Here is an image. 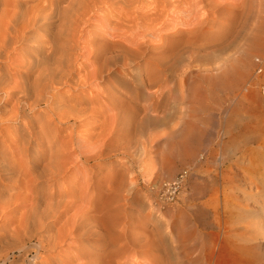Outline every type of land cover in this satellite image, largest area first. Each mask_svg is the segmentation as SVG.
<instances>
[{
  "label": "rangeland",
  "instance_id": "1",
  "mask_svg": "<svg viewBox=\"0 0 264 264\" xmlns=\"http://www.w3.org/2000/svg\"><path fill=\"white\" fill-rule=\"evenodd\" d=\"M3 1L5 3L4 2L2 3V0H0V13L2 9L5 8L4 4H6L5 9L7 8L12 9L14 7L12 5L13 4L12 2L14 0L13 1L3 0ZM34 1H29V4L27 5L25 4L24 7L30 6V4L32 3H33L32 5H35ZM103 1L104 0H102V2ZM144 1L145 3H143ZM144 1L140 0L138 4L135 1L136 3L134 4L137 7L139 6V3H141V5L144 4L145 7L144 5L143 7L145 8V10L151 8L152 10H154L155 7L161 9V7L156 6V4L159 5L163 1L164 4L166 3L170 4V5L166 4V6L168 5L166 7L167 10L166 9L164 10L165 11L164 14H166L164 15V17L167 23V27H166L167 29L164 30L167 31L172 30L171 28H173L174 26H176L177 29L178 28L184 29L187 26L188 29L189 26L191 25L197 26L196 34L195 33L190 34L189 32L188 33L185 32L182 33L184 35L180 34L181 36L179 35L178 38L175 39L178 42H173L175 40L173 41L168 40L171 43L170 44L168 42L170 46L171 45L176 47L177 46L180 47L182 45L201 46L199 53L196 52L195 54V52L193 53L192 51L186 52L183 55L182 62L177 64L178 66L175 65V67L173 66L169 70L167 74V81L163 85L164 86L163 90H165L164 94L166 93L165 94L166 97L163 98L162 101L160 102V107L157 108L158 110L155 108V109H150L147 112L148 118L146 119L147 120L149 119L147 121L148 124L147 123L143 124V121L146 120L144 119L143 111L145 107L150 104L151 98L148 97L145 99L142 97L143 95L138 98H134L132 97L131 94L134 93L137 88V89H141L147 95V93H152L156 88H153L152 86L141 87L139 85L140 84L139 78H141V75L144 78L147 77V75H144L143 69L141 70L137 68L136 62H133L129 66H122L121 62H116V64L112 66V69L113 70L116 69L115 71L118 73L117 74L118 76L117 75L109 76L110 74H107L109 72L108 70V72L104 73L103 77L102 76L100 77L99 75L97 76L98 78L94 77L88 79V81L87 80L83 81L82 84H80V86L75 85L74 87L76 88L72 86L79 79V76L80 77L82 76L83 72H84L83 73L84 76L88 72L92 71L94 67L95 69H98L100 72L101 67L100 68L98 67L100 65L102 66L101 64L102 51L100 50L102 49L101 47L102 43L107 42L109 38H113L111 36L109 37V35H106L104 37L105 38L104 40L106 41H104L102 39V32L114 33L113 30L115 24L117 20L119 21V18L116 17L124 15L126 12L131 13L138 11L137 8H135L136 6H134L133 4V7H131L132 9L123 6L124 9L128 10L124 12L125 10H123L121 3L118 4L116 3V6H114L115 4L111 5L110 3L111 1H108L109 3L103 2L101 3L102 5L100 4L101 6L99 7L97 6L95 9L96 11L94 10L95 14L93 12L92 14L94 15L93 16L90 15L92 17L90 22L86 23L88 25L85 24L82 27V29L81 28L78 29L79 31L80 30L83 31V32L80 31L81 33L78 31L77 32L79 33L78 36L79 35H81V37L84 36V39L85 38L87 39V37L89 39L94 37L95 40L98 41L96 42L95 40L92 39L93 40L92 46L91 44H88L87 49L86 47L84 48L78 47L79 52L77 48V51L73 53L75 56L71 55L73 59L70 58L71 57L70 55H69L70 57L65 55L64 56L65 58L59 57V59L61 60L60 62L56 58H58L57 56L61 55V53H59L61 52V50L57 51L59 55L56 52L54 53L51 52L50 50L51 49L50 45H52L54 39L53 34L55 33L56 30H57L56 32H58L59 30L58 27V22L60 21L59 17L57 18L58 22H56L57 26L55 24L50 32L45 31L46 28L42 25V23L38 24L39 26L36 25L30 27L27 29V35L28 36L31 35L32 32V35H34V37L31 38L32 41L30 39L24 40L25 42L21 40V42H16L17 44L15 43L14 45L15 50L14 49L10 50L9 53L3 52L0 55V57H2L0 58L2 59V61L0 60L1 62L0 64L2 65L4 64V65L2 66L3 68L0 67V74H3L5 69L7 70L9 69L8 71L10 72L16 71L15 72L16 74L14 72H11L14 75L11 74L12 76L10 81H12V83L9 82L7 84L8 86L6 85V82L2 84L5 85L6 87L1 86V84L0 86L3 87V89L5 88L4 90L6 92L12 93L13 91L14 93L16 92V94H13V99L10 98L9 101L10 106L9 104L5 106V102L8 101L7 94L5 95L4 90L2 91L0 90V111L9 108L11 109L13 104H15L14 101L16 102L15 99L22 95V91L20 92V90L17 89L20 85H22L21 84L22 82L23 85H25L27 82L29 83V85L30 83L32 84V81L34 79L35 80L37 79V77H35V75L37 74L38 77L41 76L40 81L42 78L44 79V81H46L45 79H48L49 72H50L49 78L53 77L52 74L55 75V72L51 73L53 72L50 71L51 69L54 70L53 68H55L56 65L57 66H59L58 64L65 65L69 63V59L72 60L69 63L71 65L68 66H70L71 72L75 73V76L74 78H72V80H70L68 84L61 85V87L60 85L58 86L59 89L57 90L60 92L59 95L57 90L52 91L53 89L51 87H48L44 90L45 92H43L44 94L42 98L41 97L42 92L41 94L39 93L40 92L39 88L41 87L43 88V84L45 82L41 84L42 86L40 87L41 82L36 83L35 81H33L36 84L33 83L32 85L35 84L37 90L39 89L38 90L39 92L35 91L36 92L35 93L33 87L31 86L32 87L31 89V87L29 86V88L31 89L30 91V89L28 88L29 96L27 95L26 96L27 99L21 102L23 105L22 106L23 112L27 116L29 115L28 119L31 118L30 120H32L38 115L36 114L34 117L33 112L31 111V109L28 108V101H32V99L34 101L35 97L36 100L38 97L39 98L41 97L42 100L40 98L38 99L39 101L45 100L46 104L44 101L43 102L37 101L38 106L36 107L35 110H33L35 112H38V110L39 112L41 111L43 112L45 110L41 114V116H38L39 119L36 118V120L38 119L36 121V125H38L39 123H40L39 125H41V123L47 119L46 117L45 119L43 117L45 115L48 116L47 114H45V112L47 110V106L53 100V97L51 95L55 92L57 93L56 96L58 97V100L57 98L55 100L56 102L58 101L57 102L58 104L62 103L61 105L63 106H67L66 104H68L67 107L76 105V109L78 108L77 110H81V111L88 110L87 108L83 110L84 107H87L88 105L89 106L88 108L91 109V112L89 110L90 113L88 112L85 115L86 117L87 115L90 116V119L86 121H81L83 118L77 119V116L75 115H73V117L75 118H70V121L68 122L67 120H64L65 118L59 119L57 116L56 118L54 115H53L54 118L53 116H51L55 122L53 121L52 125L50 124V127H53L54 130L56 129L55 131H57L58 129L57 133H59V138L61 139V142L73 130L77 134L79 132L84 133V130L90 129L89 133L86 135L87 137L86 140L91 146H93L94 144V147L96 146L95 148L98 147L97 150L100 149V151H95L94 147L93 148L91 147L93 150L91 148H88V150L87 148H84L82 150L86 152V155L91 157L92 156L94 157L95 153L97 154L96 156H98L100 153H101L100 155H102L101 157H99L100 159L98 157L96 158V156L94 158L90 157L91 159L90 158L83 159L82 163L80 162L81 165L83 164L82 166L80 165V163H78L79 165L76 164L75 166H70V170H69L70 172L68 171L67 173L68 175L65 174L58 178L59 182L57 181L56 183L57 184L56 188L58 190L56 189L54 191L65 192L66 190H70L72 188L75 191H73L72 189L70 191H73L74 194L73 196L68 197V199L75 200L78 198L77 200H81V197L85 195L84 198L86 201L88 200L87 202H89L90 200L92 202L95 201L94 208L88 210V213L90 211L89 215L101 216L102 219L100 221V227H102V230L105 231L104 232L105 235H109L116 242H119L124 238H125L124 241L128 239L132 240L136 238L140 240L141 243L137 245L134 244L131 245L129 242L126 245V249L122 252V255L126 254L130 258H135V260L142 262L143 264L144 263L151 264V262L163 263V261L165 264H208L205 255L206 248H208V245L210 244L213 237L216 236L219 232V229L217 228V223L220 217L225 215L224 212L227 209L228 203L235 201H239L242 203L249 202L252 207L253 206L256 207L257 205V203L254 202V200H258L260 204L263 203V201L259 199V197H254L252 200H247V199L250 196L249 195L250 192H257L259 188L264 189V95L261 91L262 85L261 84L259 85L258 83V78H257L258 74L255 71V62H254V57L256 55L264 54V0H183V1L180 0L181 4L178 3L179 2L178 0H171V1L167 0V2L166 0L163 1L155 0V2H153L154 0H150V2L149 0H144ZM35 2L37 4V1ZM61 2L59 1L58 3H56L59 4L57 5L58 8L55 6L57 10H60L61 7L65 6L67 1L62 0ZM147 2L148 5L150 6L146 4ZM64 3L65 5H63ZM174 5L175 7H173ZM117 6H119L120 8ZM176 6L177 8L180 7L178 9V12L180 11L179 14L177 12ZM112 7L115 8L113 9ZM172 7L174 10L172 9ZM10 9L9 11H12ZM115 9H117L116 13L113 14ZM171 9L174 12L176 11L175 13L178 15L173 13ZM185 9L188 10L185 11ZM170 10L173 14L172 13L170 14ZM111 14L112 17L109 18ZM174 14L176 16L175 18H174ZM113 15L115 16V18ZM95 16L98 17L96 18ZM180 16L182 17V20ZM171 18L173 19V22L171 21L172 20ZM104 20L105 21L109 20V24L104 23ZM175 21H177L178 23L177 22L175 23ZM171 23L174 25H172ZM103 25L109 26V27L107 26L108 28L106 32L104 30L102 31ZM35 28L38 29V31L35 30ZM83 28H85L86 30H84ZM97 28H99L101 31L96 32V30H99ZM53 29L54 31H52ZM84 32L86 33V35ZM95 32L97 33V37ZM98 32H100V34ZM68 33L70 34V32ZM68 35L65 36L56 35V36L60 38V36L67 37ZM88 35H90V37ZM46 36L47 38L51 37L50 40L51 42L48 41L50 38L48 40H45L47 39ZM57 37L55 38L56 40ZM114 37L119 38L117 34H115ZM154 37L155 38H152V41L157 40L159 34L155 35ZM67 38H69V36ZM84 39L82 38L83 41ZM101 39L103 40V42ZM29 41L32 42L33 44L30 43ZM25 43L27 47L24 46ZM99 43L101 44V46ZM29 44L30 46L31 45L32 46L30 47ZM93 44H94V48L96 47V49L100 47L97 49L98 51L100 50L99 52L97 50L95 52V49L93 48ZM43 45H45L46 47ZM19 46L21 48L22 47L25 48L21 49ZM46 48L47 50H45ZM90 48L91 50H89ZM23 49L25 50V52H23L24 51ZM42 49H44L45 51ZM104 49L107 52H110V50L113 49V46L104 45ZM85 50L91 51L92 54L91 52L89 54V51L88 54L87 51L86 53H84ZM28 51L31 52L32 55L34 53L33 57L36 58L37 60L36 62ZM43 51L45 52V54L43 53ZM4 53L5 55H3ZM26 53L27 56L25 57ZM46 54H49L50 56ZM87 55L90 56L88 57ZM3 56L6 59L8 58L9 61L8 59L6 60L5 58H3ZM12 56H14L15 58H13ZM19 57L22 59L27 58L30 61H32L33 59V61L36 63L35 66L39 65V67L43 69L45 73L41 72L38 66H36L35 69H33V71L28 69L23 70V68H18L17 64L14 63L21 62V59H18ZM90 57L92 61L89 59ZM95 58H97L96 60L98 62L100 61L101 63L99 62V64H97L98 62L95 60ZM53 59H55L54 62ZM40 60H44V62L47 64H45L43 61H41L42 63L38 62ZM49 61L50 63H48ZM72 62L75 63L73 64ZM91 62L92 63L94 62L95 64L93 65L96 66H93ZM51 64L54 66L53 68H51L52 66ZM77 64H79L80 66ZM85 64H88L89 66L91 64L92 69L90 70L91 67ZM8 65L10 66V68L8 67ZM45 65H48L47 67L48 71H45L46 68ZM42 66H44L45 68L44 67L42 68ZM84 66L87 68H85ZM75 67L77 69L79 67H83V69L79 73V71H77ZM156 67H157L156 64L151 62L149 64L148 71L152 72L153 70L156 69ZM8 71L5 70L4 74H6ZM34 71H38V72L36 73ZM39 72L43 74L39 75ZM46 72H48V76ZM77 73L81 75L78 74L79 75L78 76ZM100 73L102 74V70ZM44 74L47 76V78L46 76L42 77ZM77 76L78 79H76ZM13 80L18 82L16 83ZM137 80L139 81V83H137ZM72 81H74L75 83L73 82L72 84ZM91 81L94 83H92ZM84 82L87 84L84 85L83 84ZM28 83L26 85H28ZM109 83L115 86L113 88L108 87ZM132 83L135 84V88L133 87L134 84ZM15 84L18 87L14 86ZM68 85L73 89H71ZM126 85H128V88ZM64 86H67L68 89L67 87L65 89ZM9 87H11V89ZM60 89L62 92L60 91ZM83 91L84 92L86 91L85 92L86 94L84 93L85 95L83 94ZM65 92L67 95L65 94ZM102 93L105 94V98L106 97L109 98L112 96L114 97L116 94H119L121 95V98L119 100L121 101L120 103H122V105L124 104V106L130 105L129 109H125L126 113L120 117L119 124L114 125L109 120L108 122H106L105 124L106 126L105 125L104 126L106 128L108 127V129H110L113 133H110L109 135L108 133H106L104 136L106 135L108 136L105 138L100 137L101 136L100 133H102L100 130H102L104 127L101 126L103 121L102 116H100L101 117L100 119V117L97 116L96 113L93 112L94 114H92V109H95L94 107L98 106L96 109L99 108L98 109L99 111L105 109V106H102V100H103ZM1 96H3V98L5 99H2ZM48 96L50 97L51 100L48 98ZM93 96L95 97L93 98ZM60 98L62 101L61 103H60ZM84 98L88 102H86ZM99 98L102 100H100ZM46 99L48 101H46ZM91 101L94 103H92ZM96 103L99 104L97 105ZM39 106L42 108H40ZM73 106L72 108L74 109ZM79 106L80 107L82 106L81 107L82 109H79L80 108ZM59 109L61 108L58 106L56 110L58 111L57 113L66 114V112H63L64 111L63 109H61L60 111ZM9 110H5L4 113H7ZM24 110L25 111L27 110L29 114ZM132 111L134 113L136 112L138 116L136 113L134 114ZM72 112H77V111H72ZM72 112H70L71 114L67 112V115L74 114ZM112 112L113 111H111L110 113ZM91 114L95 115L96 118L92 117ZM130 115L132 117H130ZM139 115L140 116L143 115V116H141L140 118ZM57 118H58L57 121L58 123L56 122ZM128 118H133V119L129 120ZM139 119L141 120L142 124L139 121ZM4 120L5 121H3V125L0 126L1 129L4 131V132L1 131V133L2 132L4 133V134L2 133L4 136L3 135L1 136L3 139L6 140L7 138L8 140H11L12 138H15V136H19L22 133L21 131H23L22 129L24 128V124H23L24 122L17 120H12V121H6V119ZM132 120H135L138 126L141 124L139 128L136 125V123ZM96 122L98 123V125ZM109 122L112 124H110ZM73 124L76 125L73 126ZM88 124H90L91 126L89 127ZM108 124L110 125V127ZM5 125L6 126L9 125L8 126L9 128L7 127L4 128ZM57 126L59 127L57 128ZM127 126L129 127L127 128ZM142 126L144 127V129H142L143 131L140 132L141 128H143ZM94 128H96V130L91 131ZM115 130L119 135H117ZM93 132L96 133L94 134L95 136L93 135ZM61 134L64 136V138ZM100 138H102L101 143L98 142ZM93 140H96L95 142L98 144L94 143ZM100 145H102V147H100ZM72 148H76L75 155L80 154V152L78 151V145L77 146L75 145L74 147L72 146ZM91 150L93 151L94 154L92 153ZM32 155L33 154L25 156L21 161L19 155L16 157L17 166L14 167L15 169L13 172L15 176L19 175V172L21 170L20 168L22 166L21 172L23 171V173L26 176L24 175L20 180H22L24 184L23 183L21 184L22 181H19L16 184V182L13 180L11 181L5 179L7 185L8 186L10 185L9 186L10 188L12 186L13 190L9 188V190L7 191L8 193H5L4 191L5 193L4 194L2 192V196L4 195L5 196L4 200H6L10 198L12 195V198L10 199L11 200L10 205L11 204L13 205L12 206L6 205V209L0 207V212L1 210H3V212L0 213V217H1L0 227L4 228L5 226H7L6 228H4L5 229L3 230L4 232L10 226L11 227L8 230H12V228L15 230V228H17L16 230L18 231L19 229V232L21 230L22 231L26 230V232H21L20 234L16 233L17 231L14 232L15 233L14 239L16 241L13 240L14 243L12 245L8 244L10 243L9 238L7 240V238L3 237L5 238L3 239L1 236L2 239L0 238V242L2 243L0 244V248H1L0 264H32V260L34 259L32 257L38 254L35 245L38 243L40 238L43 237V239H45L48 238L50 235L53 236L55 234H58L59 236V231L64 223V220H51L50 218H48L43 222L44 223L50 222V227L40 228V225H38L39 228L38 226H36V229L32 227L29 228V226L25 228V226H27L26 225L27 223H25L24 226V222L26 218L24 215L22 216V214H25V212L30 207L31 204L30 202H32V199L35 197L36 192L40 188H41L40 190L46 192L49 188L47 186L48 184H46L47 182H45L46 180L43 178L35 181L36 185L34 183H31L33 177L34 176L36 177L37 173L41 170V165L47 162V160L45 159L46 157L42 158L40 160L39 165L37 164V166L33 168L35 170L32 171L35 172L31 171V173L33 174L35 173L34 175H32L30 172L28 173V169L30 165L28 161L34 157ZM23 167L25 170L27 169V171L23 170ZM76 167L78 170H76ZM82 167L85 170L81 171ZM84 172L86 173V175ZM78 173L80 174V176ZM84 176H87L88 179L92 182L86 180L85 182L82 181L87 178V177L83 178ZM74 182H78V183H74ZM83 182L85 185L83 184ZM86 182L87 183L90 182L92 185L90 183H89L90 185H87ZM175 182L178 183L174 184ZM79 183L81 185L83 184L84 186L87 185L90 187L86 188L84 186H81ZM30 184L33 185L31 186ZM42 184L43 185L46 184L45 185L46 188L45 186L43 188ZM166 184L172 186V190L170 193L174 197L172 200L168 199V197L164 196L163 194L162 187H164V185ZM28 185L31 187V189L30 187L28 188ZM37 185L39 187H37ZM34 186L35 188L33 190L32 188ZM92 186H94L93 189ZM79 187L82 188L84 187V188L82 190V188ZM35 189L37 191H35ZM84 189H86V191L88 190L89 194ZM81 190L83 191L82 194H81ZM9 191H13L12 192L13 194L15 192L16 194L14 195L15 197L11 193L10 196H7L9 195ZM78 196H80V198ZM15 198L17 199V201H15L16 200ZM122 198L124 199V201H122L123 200ZM12 201L14 203H12ZM18 201H20L21 203ZM85 204L86 203H84L83 205ZM3 206L5 207V205ZM261 206L264 207V205ZM77 207H73V209H71L68 215L70 216L71 214H73L76 211ZM259 219L261 220L260 226L263 228L264 231V216H260ZM3 222L4 223L6 222L5 225ZM7 223L8 225L10 224L11 225L8 227ZM23 226L24 228H22ZM3 231H0L1 232L0 235L3 233ZM82 233L83 230L81 229L78 232H76V234L73 235L72 239L68 238L63 243H57L58 246H56V249L55 248L51 249L50 247L45 246V248L47 249L44 248L45 250L43 249L40 255L41 257H43V259H38L36 264H70L71 261H75V260L76 261L72 264H79V263L86 264L87 262L88 264H96L97 262H98L97 264H109L107 263L110 255L108 253L109 249L106 248L102 244V241H99L96 236H90L86 238L82 236ZM29 234H31V236ZM26 236H30V237H26ZM16 237L18 239H16ZM59 240L60 239L57 238L56 241ZM207 241L209 243H205ZM20 243L22 245L23 244L26 245V248L24 250L17 249L18 246L20 247L21 245ZM7 252L9 253L8 257L6 256ZM252 263L264 264V244H261L260 246L255 247L253 249Z\"/></svg>",
  "mask_w": 264,
  "mask_h": 264
},
{
  "label": "bare ground",
  "instance_id": "2",
  "mask_svg": "<svg viewBox=\"0 0 264 264\" xmlns=\"http://www.w3.org/2000/svg\"><path fill=\"white\" fill-rule=\"evenodd\" d=\"M5 1H7V0H5ZM9 1V0H8ZM11 1H13V0H11ZM29 1H34V0H14L12 3V5L14 6L12 9H10V8H7V9H5L6 8V4H4V6H5V8H1L2 9V11H1V13H0V30L2 31H0V36L2 37H0L1 38V40H0V55L3 53V52H6V53H9V51L10 50H13L15 47H14V45H15V43L16 42H21V40H28V39H30L31 40V38H33L34 37V35H32V32H31V35H27V29L28 28H30V27H33V26H36V25H38V24H41L42 23V25L46 28V30L45 31H47V32H50L51 31V29H52V27L56 24V26H57V23L56 22H58V20H57V18L59 17V19H60V21L58 22V27H59V30H58V32H56L55 31V33L53 34V43H52V45H50L51 46V52H56L57 53V51H60L61 50V52H59V53H61V55H59L58 53V55L59 56H57L58 58H56L58 61H60L61 62V60L59 59V57H64L65 55L66 56H71V55H74L73 53L74 52H76L77 51V48L78 47H82V48H84V47H86V49H87V46H88V44H91V46H92V43H93V40H95V38L93 37V38H88L87 36H85V37H87V39L85 40L84 39V36L83 37H81V35H79L78 36V34L79 33H77L79 30V28H81L82 29V27L87 23V22H90V20H91V16H93L94 14H95V12H94V10L96 9V7L98 6H101L102 4L101 3H103V2H108V1H111L110 3H111V5H114V6H116V3L118 4V3H121L122 5V7L124 6V7H126V8H130V9H132L131 7H133V4L134 3H136L137 2V4H138V2H140V0H104L103 2H102V0H66L67 2H66V5H65V3L63 4V5H65V6H63V7H61V9L60 10H57L56 9V7H57V5H59V4H56V3H58L59 1L61 2L62 0H35V1H37V4H36V2L34 1V3H35V5H32V4H30V6H25L24 7V5L26 4H29ZM58 1V2H57ZM136 1V2H135ZM144 1V0H143ZM160 1V0H159ZM161 1H163V0H161ZM169 1H171V0H169ZM168 1V2H169ZM179 2L178 3H180V0H178ZM181 1H183V0H181ZM4 1L2 0V3H3ZM64 2V1H63ZM149 2H150V0H149ZM153 2H155V0L153 1ZM152 2V3H153ZM166 2H167V0H166ZM165 2V3H166ZM199 2V1H198ZM5 3V2H4ZM8 3H10V2H8ZM62 3V2H61ZM109 3V2H108ZM143 3H145V1L143 2ZM142 3V4H143ZM157 3V2H156ZM159 3V2H158ZM171 3V2H170ZM178 3H176V4H178ZM101 4V5H100ZM107 4V3H106ZM147 5H148V2L146 3ZM151 4V3H150ZM166 4H168V5H170L169 3H166ZM166 4H164V1L162 2V3H160L159 5L158 4H156V6H160L161 7V9H158V8H154V10H152V8L151 9H148V10H145V5H144V7H143V5H141V3H139V6L137 7L135 4H134V6H136L135 8H137V10L138 11H135V12H126V10L127 9H124V7H123V10H125L124 12H126L124 15H121V16H119V17H116V18H119V21L117 20V22H116V24H115V27H114V33H111V32H106V30H107V28L109 27L108 25H103V29H102V31L104 30L106 33H104V32H102V39L104 40L105 38V36L106 35H109V37L111 36V37H113V38H109V40H107V42H105V43H102V46H101V44H100V46L102 47V49H100L102 52V66L100 65L98 68H100V72H101V70H102V74L99 72V70L98 69H95V67H94V69L92 70V71H90V72H88L87 74H85L84 76H83V73H82V76L80 77L79 75H81V74H79L80 73V71L83 69V67H79L78 69L76 68V70L77 71H79V73H77V75L79 76V79H78V76H77V78L76 79H78L77 81H76V83L74 82V81H72V84H73V82L75 83L74 85H72L73 87L76 85H79L80 86V84H82V82L83 81H85V80H87L88 81V79H91V78H96L97 76H99L100 75V77L102 76H104V73H106V72H108V70H109V72L107 73V74H110L109 76H111V75H117L118 73L115 71V70H113L112 69V66H114L115 64H116V62H121V64H122V66H129L130 64H132L133 62H136L137 63V68L138 69H143L144 70V75H147V77H142V75H141V78H139V81H140V86L141 87H146V86H152L153 88H156L152 93H147V95H146V93H144L141 89H137L136 88V90H135V92L134 93H132L131 95H132V97H134V98H138V97H140V96H142L143 98H148V97H150L151 98V102H150V104L148 105V106H146L145 107V109H144V119H146V118H148V111L150 110V109H157L158 107H160V102L162 101V99L163 98H165L166 97V93L164 94V91L165 90H163V88H164V83L167 81V74H168V72H169V70L174 66L175 67V65H177V64H179L180 62H182V59H183V55L186 53V52H195V54H196V52L197 53H199V51H200V49H201V46H189V45H185V46H180V47H176V46H173V45H169L168 44V42L170 43V41H168V40H175V39H177L178 38V36L180 35V34H182V33H185V32H189L190 34L191 33H195L196 34V32H197V26L196 25H191V26H189V28L187 29V27L186 28H184V29H186V30H184L183 28L181 29V28H178L177 29V27L176 26H174L173 28H171L172 30H164V29H167L166 27H167V23H166V19H165V17H164V15H166V14H164V10L166 9V7L168 6H166ZM173 4V3H172ZM175 4V3H174ZM181 4V3H180ZM198 4V3H197ZM2 5V4H1ZM12 5H11V7H12ZM108 5V4H107ZM56 6V7H55ZM106 6V5H105ZM120 6V5H119ZM119 6H117V7H119ZM120 6V7H121ZM148 6H150V5H148ZM152 6V5H151ZM179 6V5H178ZM181 6V5H180ZM3 7V6H2ZM119 7V8H120ZM153 7V6H152ZM173 7H175V5L173 6ZM173 7H172V9H173ZM193 7V6H192ZM58 8V7H57ZM107 8H108V6H107ZM110 8V7H109ZM113 9L115 8V7H112ZM143 8H144V10H143ZM169 8V7H168ZM176 8H177V6H176ZM176 8H175V10H176ZM180 8V7H179ZM179 8H177V12H178V9ZM194 8V7H193ZM196 8V7H195ZM9 9L10 10H12V11H9ZM122 9V8H121ZM170 9V8H169ZM168 9V10H169ZM171 9V10H172ZM191 9V8H190ZM101 10V9H100ZM116 10L117 9H115V11L113 12V14H115L116 13ZM167 10V9H166ZM171 10H170V14L172 13L171 12ZM174 10V9H173ZM172 10V11H173ZM186 10H188V9H185V11ZM194 10V9H193ZM96 11V10H95ZM128 11V10H127ZM130 11V10H129ZM192 11V10H191ZM94 12V14H92ZM112 12V11H111ZM110 12V13H111ZM118 12V11H117ZM123 12V11H122ZM176 12V11H175ZM174 11H173V13H175ZM183 12V11H182ZM189 12V11H188ZM119 13V12H118ZM121 13V12H120ZM172 13V14H173ZM180 13V11L178 12V14ZM168 14V13H167ZM176 14V13H175ZM175 14H174V18L176 17L175 16ZM178 14H176V15H178ZM91 15V16H90ZM97 15V14H96ZM169 15V14H168ZM197 15V14H196ZM114 16V15H113ZM118 16V15H117ZM173 16V15H172ZM171 16V17H172ZM96 17V16H95ZM98 17V16H97ZM96 17V18H97ZM103 17V16H102ZM112 17V14H111V16H109V18H111ZM179 17V16H178ZM181 17V16H180ZM189 17V16H188ZM197 17V16H196ZM107 18H108V16H107ZM114 18H115V16H114ZM168 19H169V17H168ZM172 19V18H171ZM177 19V18H176ZM194 19V18H193ZM180 20V19H179ZM181 20H182V17H181ZM189 20V19H188ZM187 20V21H188ZM203 20V19H202ZM208 20V19H207ZM93 21H95V20H93ZM115 21V20H114ZM168 21V20H167ZM172 22H173V19L171 20ZM186 21V20H185ZM103 22V21H102ZM177 21H175V23H176ZM193 22H194V20H193ZM95 23V22H94ZM93 23V24H94ZM98 23V22H97ZM104 23H108L109 24V20H107V21H105L104 20ZM112 23V22H111ZM168 23H170V22H168ZM178 23V22H177ZM185 23H187V22H185ZM205 23V22H204ZM209 23V22H208ZM207 23V24H208ZM91 24V23H90ZM172 24V23H171ZM181 24V23H180ZM194 24V23H193ZM86 25H88V24H86ZM96 25V24H95ZM172 25H174V24H172ZM176 25V24H175ZM177 25H179V24H177ZM185 25V24H184ZM199 25V24H198ZM39 26V25H38ZM100 26H101V23H100ZM99 26V27H100ZM108 26V27H107ZM172 27V26H171ZM180 27V26H179ZM183 27V26H182ZM37 28V27H36ZM35 28V30H37L38 31V29H36ZM95 28H96V26H95ZM40 29V28H39ZM84 30H86L85 28H83ZM97 29H99V28H97ZM175 29V30H174ZM30 30H32V29H30ZM95 30V29H94ZM108 30H110V29H108ZM111 30V31H112ZM41 31V30H40ZM44 31V32H45ZM52 31H54V29L52 30ZM81 32H83L82 30H80ZM79 31V32H80ZM92 31V30H91ZM97 31H101L100 29L99 30H96V32ZM112 31V32H113ZM28 32H29V30H28ZM68 32H70V34L68 33ZM80 32V33H81ZM86 32V31H85ZM84 32V33H85ZM95 32V33H96ZM39 33V32H38ZM87 33V32H86ZM86 33H85V35H86ZM94 33V32H93ZM99 34H100V32H98ZM44 34V33H43ZM69 34V35H68ZM91 34V33H90ZM115 34H117L118 35V37L119 38H115L114 36H115ZM157 34H159V37H158V39L157 40H154V41H152V38H155L154 36L155 35H157ZM3 35V36H2ZM59 36V35H68L69 36V38H67V37H62V36H60V38H58L57 36ZM182 35H184V34H182ZM36 36V35H35ZM45 36V35H44ZM89 37H90V35H88ZM99 36V35H98ZM181 36V35H180ZM57 37V40L55 39ZM96 37H97V33H96ZM45 38V37H44ZM46 38H47V36H46ZM50 38V39H49ZM49 38H47V39H45V40H48V41H50L51 40V37H49ZM82 38L84 39V41L82 40ZM196 38V37H195ZM39 39V38H38ZM37 39V40H38ZM89 39V40H88ZM93 39V40H92ZM98 39V38H97ZM101 39V40H102ZM103 40H102V42H103ZM32 41V40H31ZM42 41H43V39H42ZM96 41V40H95ZM98 41V40H97ZM96 41V42H97ZM104 41H106V40H104ZM25 42V41H24ZM23 42V43H24ZM30 42V41H29ZM47 42V41H46ZM51 42V41H50ZM99 42H100V39H99ZM156 42V43H155ZM173 42H178V41H173ZM30 43H32V42H30ZM39 43H40V41H39ZM43 43V42H42ZM44 43H45V41H44ZM17 44V43H16ZM19 44V43H18ZM33 44V43H32ZM37 44H38V41H37ZM46 44H48V43H46ZM49 44H51V43H49ZM171 44V43H170ZM20 45V44H19ZM96 45V44H95ZM104 45H111V46H113V49L112 50H110V52H107L105 49H104ZM181 45V44H180ZM24 46H26L27 47V45H26V43H25V45ZM29 46H30V44H29ZM32 46V45H31ZM30 46V47H31ZM36 46V45H35ZM43 46H45V45H43ZM99 46V45H98ZM173 46V47H172ZM20 47V46H19ZM29 47V48H30ZM46 47V46H45ZM44 47V48H45ZM89 47H90V45H89ZM21 48V47H20ZM22 48H25V47H22ZM21 48V49H22ZM39 48V47H38ZM37 48V49H38ZM93 48H94V44H93ZM98 48H100V47H98ZM97 48V49H98ZM109 48V47H108ZM95 49V52H96V47L94 48ZM111 49V48H110ZM15 50V49H14ZM24 50V49H23ZM27 50H28V48H27ZM33 50H34V47H33ZM42 50H44V49H42ZM45 50H47V48L45 49ZM44 50V51H45ZM50 50H48V51H50ZM89 50H91V48L89 49ZM88 50V51H89ZM99 50V51H100ZM40 51V50H39ZM43 51V53L45 54V52ZM86 51L87 50H85V52L84 53H86ZM88 51H87V54H88ZM92 51H94V50H92ZM98 51V50H97ZM98 51V52H99ZM106 51V52H105ZM12 52V51H11ZM18 52V51H17ZM23 52H25V50L23 51ZM29 52V51H28ZM27 52V53H28ZM38 52V51H37ZM78 52H79V48H78ZM77 52V53H78ZM90 52L91 51H89V54H90ZM27 53H26V55H25V57L27 56ZM30 54H31V52H29ZM28 53V54H29ZM36 53V52H35ZM47 53V52H46ZM94 53V52H93ZM10 54H12V53H10ZM24 54V53H23ZM23 54H21V55H23ZM39 54V53H38ZM41 54V53H40ZM50 54V53H49ZM49 54H46V55H48V56H50ZM79 54V53H78ZM91 54H92V52H91ZM192 54V53H191ZM3 55H5V53L3 54ZM17 55V54H16ZM16 55H15V57H16ZM18 55H20V54H18ZM32 55V54H31ZM33 55H34V53H33ZM33 55H32V58H34L33 57ZM77 55V54H76ZM94 55V54H93ZM101 55V54H100ZM99 55V56H100ZM10 56V55H9ZM45 56V55H44ZM54 56V55H53ZM52 56V57H53ZM69 56V57H70ZM75 56V55H74ZM78 56V55H77ZM82 56H83V53H82ZM86 56V55H85ZM88 57L90 56V55H87ZM192 56V55H191ZM6 57H7V54H6ZM13 58H15L14 56H12ZM21 57V56H20ZM18 58V59H21V62H19V63H14V64H17V67L18 68H23V70L24 69H28V70H32L33 71V69H35V67L36 66H38L39 67V65H36L35 66V62L37 61L36 60V58H34V60H35V62L33 61V59H32V61H30L29 59H27V58ZM31 57V56H30ZM46 57V56H45ZM69 57H67V58H69ZM87 57V58H88ZM96 57V56H95ZM98 57V56H97ZM0 58H2V57H0ZM3 58H5L4 56H3ZM10 58V57H9ZM55 58V57H54ZM65 58V57H64ZM64 58H62V59H64ZM71 59H73L72 58V56L70 57ZM87 58H86V60H87ZM6 59V58H5ZM8 59V58H7ZM6 59V60H7ZM48 59V58H47ZM79 59V58H78ZM83 59H84V57H83ZM90 60H91V57L89 58ZM93 59V58H92ZM97 58H95V60H96ZM1 61H2V59H0ZM15 60V59H14ZM50 60V59H49ZM54 60L55 59H53V62H54ZM57 60H56V62H57ZM66 60H68V59H66ZM75 60V59H74ZM99 60H100V58H99ZM8 61H9V59H8ZM16 61V60H15ZM41 61H43L44 62V60H40V61H38V62H41ZM48 61V60H47ZM70 61H72V60H70L69 59V63H70ZM76 61V60H75ZM92 61V60H91ZM97 61V60H96ZM11 62V61H10ZM17 62V61H16ZM38 62H37V64H38ZM52 62V61H51ZM60 62H58V63H60ZM67 62V61H66ZM86 62V61H85ZM98 62V61H97ZM99 62L97 63V64H99ZM155 63L156 64V69L155 70H153L152 72H149L148 71V67H149V64L150 63ZM1 63V62H0ZM4 63V62H3ZM6 63V62H5ZM9 63V62H8ZM12 63V62H11ZM42 63V62H41ZM45 63V62H44ZM43 63V64H44ZM48 63H50V61L48 62ZM64 63V62H63ZM68 63V62H67ZM58 64L59 66H55V68H53L54 66L52 65L51 66V68H53L54 70H50V71H53V72H51V73H54L55 72V75L54 74H52L53 75V77H51V78H49V76H50V72H49V76H48V72H46V74H47V76H48V79H45L46 81H44V79L42 78L41 79V81H40V77H38L37 75H35V77H37V79L35 80H33V81H35L36 83L37 82H41L40 83V87L42 86L41 84H43L44 82V84H43V88L41 87V88H39L40 89V92L37 90V88H36V83L35 82H33L32 81V84L33 83H35L34 85H32L31 83H30V85H29V83H28V85H23V82L21 83L22 85H20L19 87L15 84L14 86H17L18 88L17 89H19L20 90V92L22 91V95L20 96V97H17L15 100H16V102L14 101V103L15 104H13V106L11 107V109L9 110V109H5V110H9L7 113H4V111L5 110H3V111H0V126L1 125H3V121H5L4 119H6V121H12V120H17V121H21V122H24L23 124H24V128L22 129L23 131H21L20 133V135L19 136H15V138H12L11 140H8L7 138H6V140L5 139H3L1 136L4 134L3 132V130L1 129V127H0V207H2V208H5L6 209V205H10V199L12 198V195H11V197L10 198H8V199H6V200H4V195L2 196V192L4 193V191H5V193H8L7 191L9 190V186L7 185V183L5 182V179L6 180H13V181H15L16 182V184H17V182H19V181H22V180H20V179H22V177L25 175L24 173H23V171L21 172V170H22V166H21V170H20V172H19V175H17V176H15L14 175V167L15 166H17L16 165V157L19 155L20 156V161L21 160H23V158L25 157V156H28V155H30V154H33L32 156H34L32 159H30L29 161H28V163L30 164L29 165V169H28V173L30 172L31 173V171L32 170H35V169H33L35 166H37V164L39 165V163H40V160L42 159V158H45L46 160H47V162H45L43 165H41V170L37 173V176L35 177H33L32 175H34L33 173H31L32 175V177H33V180H32V182L31 183H36L35 181H37V180H39V179H41V178H43V179H45L44 181L45 182H47L46 184H48L47 186L49 187H47L48 188V190L46 191V192H44L43 190H36L35 189V191H37L36 192V195H35V197L32 199V202H30L31 204H30V207L28 208V210L25 212V214H22V216L24 215L25 216V218H26V220H25V222H24V226H25V223H27L26 225L27 226H25V228L26 227H28L29 226V228H35L36 229V226H38V225H40V228H43V227H50V222H46V223H44L43 221H45L46 219H48V218H50L51 220H64V223H63V225H62V227H61V229H60V231H59V236H58V234H55V235H50L48 238H45V239H43V237L42 238H40V240L38 241V243L35 245L36 246V248H37V251H38V254L36 255V256H34V257H32V258H34L33 260H32V264H36V262L38 261V259H43V257H41L40 255H41V253H42V250L45 248V246L47 247H50L51 249H53V248H55L56 249V246H58L57 245V243H63V242H65L68 238L70 239H72V237H73V235L74 234H76V232H78L79 230H83V233H82V236L83 237H86V238H88V237H90V236H96L97 238H98V240L99 241H102V244L106 247V248H108L109 249V251H108V253L110 254L109 255V259H108V262L107 263H109V264H143L142 262H139V261H137V260H135V258H130L128 255H122V252L126 249V245L130 242V244L132 245V244H134V245H137V244H139V243H141L140 242V240L139 239H132V240H126V241H124V239H120L121 241H119V242H116L112 237H110L109 235H105V231L104 230H102V227H100V221H101V219H102V217L101 216H96V215H94V216H92V215H89V213H90V211H89V213H88V210L89 209H91V208H94V205H95V201H89V202H87L86 200H85V198H84V196L83 197H81V200H77V199H68V197H71V196H73V194H74V192L73 191H75V190H73L72 188V190L73 191H70V190H66L65 192L64 191H62V192H58V191H54V190H56L57 188H56V183H57V181H58V178L60 177V176H63V175H65V174H67L68 173V171L70 170V166H75L76 164H78V163H82V161H83V159H87V158H90L91 156H88V155H86V152L84 151V150H82V149H84V148H87V150H88V148H93L94 147V144H93V146H91L88 142H87V140H86V135L89 133V131H90V129H87V130H84V133H82V132H79V133H75V131L73 130V131H71L70 132V134L69 135H67V137H65V139L63 140V138H64V136H63V138H62V142H61V139L59 138V133H57V131H58V129H57V131H55L54 129H53V127H50V124L52 125V122L54 121L53 120V118H54V116H55V118H56V116L59 118V119H63V118H65L64 120H67V122L68 121H70V118H75V117H73V115H75V116H77V119L78 118H83L81 121H86V120H88V119H90V116H88L87 115V117L85 116L86 115V113H88L89 112V110H90V112H91V109L90 108H88L89 106L87 105V107H84V109L83 110H85V108H87L88 110H86V111H81V110H77L76 109V105L75 106H73L74 107V109L72 108V106H70V107H67L68 106V104H66L67 106H63V105H61L62 103V101H61V98H60V103L61 104H58L57 102H56V98H57V100H58V97L56 96L57 95V93L55 92V93H53L51 96L53 97V100L50 102V104L47 106V110H46V112H45V114H47L48 116H44L43 118L45 119V117L47 118L46 120H42L43 122L41 123V125H36V121L39 119V117L38 116H41V114L45 111H41V112H39V110H38V112H35V111H33V110H35L36 109V107L38 106V102H40L41 100H42V98H43V92H45L44 90L46 89V88H48V87H51L53 90L52 91H55V90H57V89H59V85H60V87H61V85H66V84H68L69 82H70V80H72V78H74V76H75V73L73 72H71V69H70V66H68V65H71V64ZM73 63V62H72ZM75 63V62H74ZM73 63V64H74ZM77 63V62H76ZM79 63V62H78ZM82 63H84V62H82ZM88 63H90V62H88ZM92 63V62H91ZM45 64H47V63H45ZM72 64V65H73ZM80 64V63H79ZM79 64H77V65H79ZM93 64H95L94 62L92 63V65ZM4 65V64H3ZM2 64H0V67L1 68H3L2 66H3ZM55 65V64H54ZM77 65H75V66H77ZM85 65H88V64H85ZM92 65L90 64V66L89 67H91L90 68V70L92 69ZM80 66V65H79ZM93 66H96V65H93ZM178 66V65H177ZM6 67V66H5ZM8 67L10 68V66L8 65ZM16 67V68H17ZM44 66H42V68H43ZM46 67V68H45ZM45 71H48L47 70V67H48V65H45ZM72 67V66H71ZM85 67V66H84ZM96 67V68H97ZM16 68H15V70H16ZM40 68V67H39ZM85 68H87V67H85ZM118 68V67H117ZM5 69V68H4ZM119 69V68H118ZM6 71H8L7 69H5ZM5 70H4V72H5ZM22 70V71H23ZM37 70V69H36ZM39 70V69H38ZM40 70H41V72H44V70L43 69H41L40 68ZM39 70V71H40ZM43 70V71H42ZM84 71V70H83ZM89 71V70H88ZM121 71V70H120ZM2 72V71H1ZM4 72H3V74H0V84H1V86H5V85H2V84H4L5 82H6V85L9 83V82H11L12 83V81H10L11 80V76L12 75H14V74H12L11 72H14V71H8L6 74H4ZM16 72V71H15ZM14 72V73H15ZM19 72H21V71H19ZM30 72V71H29ZM34 72H38V71H34ZM45 73V72H44ZM85 73H86V71H85ZM121 73H123V72H121ZM120 73V74H121ZM129 73H130V71H129ZM12 74V75H11ZM16 74V73H15ZM23 74V73H22ZM30 74V73H29ZM28 74V75H29ZM32 74V73H31ZM40 74H43V73H40L39 72V75ZM106 74V75H107ZM16 76V75H15ZM15 76H14V78H15ZM21 76H23V75H21ZM44 76H46L45 74L42 76V77H44ZM47 76H46V78H47ZM118 76V75H117ZM34 77V78H35ZM123 77V76H122ZM13 78V79H14ZM98 78V77H97ZM135 78V77H134ZM257 78H258V83H259V85L260 84H264V74H262V75H257ZM74 80V79H73ZM95 80V79H94ZM93 80V81H94ZM13 81H15V80H13ZM139 81L137 80V83H139ZM16 82V81H15ZM15 82H13V83H15ZM18 82V81H17ZM16 82V83H17ZM90 82V81H89ZM92 82V81H91ZM110 82V81H109ZM121 82V81H120ZM135 82V81H134ZM92 83H94V82H92ZM114 83V82H113ZM84 85L85 84H87V83H83ZM115 84V83H114ZM129 84V83H128ZM131 84V83H130ZM132 84H134V83H132ZM91 85V84H90ZM117 85V84H116ZM0 86V90L2 91V90H4L3 89V87H1ZM8 86V85H7ZM11 86V85H10ZM13 86V85H12ZM29 86L31 87H33V89H34V92L35 91H38L40 94H41V92H42V98H41V100L39 101L38 99H40L39 97L37 98V100L35 99L36 97H35V95H34V101H33V99H32V101H28V108L29 109H31V111L33 112V114H34V117H35V115L37 114L38 116H36L35 118H33L32 120H30V119H28L29 118V115L27 116L24 112H23V109H22V101L23 100H25V99H27L26 98V96L28 95V90L30 89L29 88ZM37 86H39V85H37ZM69 86V85H68ZM87 86V85H86ZM86 86H85V88H86ZM115 85H113V84H111V83H109L108 84V87H114ZM127 86V88H128V85H126ZM133 86V85H132ZM6 87V86H5ZM32 87H31V89H32ZM35 87V88H34ZM65 87V89H66V87L67 86H64ZM70 87V86H69ZM88 87V86H87ZM134 88H135V84H134V86H133ZM137 87V86H136ZM10 89H11V87H9ZM8 88V89H9ZM13 88H15V87H13ZM29 88V89H28ZM71 89H73L72 87H70ZM74 88H76V87H74ZM80 88V87H79ZM138 88H140V87H138ZM31 89H30V91H31ZM36 89V90H35ZM67 89H68V87H67ZM83 89H84V87H83ZM6 90H7V88H6ZM48 90V89H47ZM50 90V89H49ZM75 90V89H74ZM5 91V90H4ZM58 91V90H57ZM60 91H61V89H60ZM67 91V90H66ZM33 92V93H34ZM38 92H37V94H38ZM49 92V91H48ZM62 92V91H61ZM70 92V91H69ZM86 92V91H85ZM84 91H83V94L85 93ZM32 93V92H31ZM30 93V94H31ZM36 93V92H35ZM46 93H47V91H46ZM59 91H58V95H59ZM80 93V92H79ZM7 94V99H8V101H6L5 102V106H7L8 104H9V101H10V98L11 99H13V94H16V92L14 93L13 91H12V93H10V92H6L5 91V95ZM49 94V93H48ZM65 94H66V92H65ZM71 94V93H70ZM86 94V93H85ZM84 94V95H85ZM88 94V93H87ZM5 95H4V97H5ZM67 95V94H66ZM82 95V94H81ZM114 95V94H113ZM18 96V95H17ZM29 96V95H28ZM32 96V95H31ZM45 96V95H44ZM61 96H62V94H61ZM76 96V95H75ZM80 96V95H79ZM83 96V95H82ZM87 96V95H86ZM2 97V99H5V98H3V96H1ZM33 97V96H32ZM31 97V98H32ZM65 97H67V96H65ZM69 97V96H68ZM71 97V96H70ZM78 97V96H77ZM85 97V96H84ZM89 97V96H88ZM95 96H93V98H94ZM29 98V97H28ZM48 98L50 99V97L48 96ZM63 98V97H62ZM92 98V99H93ZM98 98V97H97ZM96 98V99H97ZM102 98H103V100L102 99H100V100H102V106H105V109L103 110H101V108H100V110L101 111H99L98 109H96L97 107H94L95 109H92V114H94V113H96L97 114V116H102V125L101 126H104L105 124H106V122H108V120L110 121V122H112L114 125H117V124H119V121H120V117L123 115V114H125L126 113V111H125V109H129V107H130V105H126V106H124V104L122 105V103H120L121 101H119L120 100V98H121V95H119V94H116L114 97L112 96V97H109V98H105V94H103L102 93ZM77 99H79V98H77ZM85 99V98H84ZM51 100V99H50ZM64 100V99H63ZM89 100V99H88ZM38 101V102H37ZM44 102H45V100H43ZM43 101H41V102H43ZM46 101H48L47 99H46ZM69 101V100H68ZM85 101H86V99H85ZM94 101H95V99H94ZM2 102V101H1ZM13 102V101H12ZM25 102V101H24ZM64 102V101H63ZM73 102H75V101H73ZM86 102H88V101H86ZM92 102V101H91ZM99 102V101H98ZM65 103V102H64ZM63 103V104H64ZM68 103V102H67ZM72 103V102H71ZM92 103H94V102H92ZM100 103V102H99ZM98 103V104H99ZM45 104H46V102H45ZM58 104V105H57ZM70 104V103H69ZM74 104V103H73ZM81 104V103H80ZM97 104V103H96ZM97 104V105H98ZM27 105V104H26ZM25 105V106H26ZM83 105V104H82ZM9 106H10V104H9ZM46 106V105H45ZM45 106H43V107H45ZM58 106L61 108V109H63L64 111L63 112H66V114L65 113H57L58 111H56L57 110V108H58ZM40 107V106H39ZM80 107V106H79ZM82 107V106H81ZM79 108V109H82V108ZM7 108V107H6ZM40 108H42V107H40ZM162 108V107H161ZM163 108H165V107H163ZM45 109V108H44ZM61 109H59V111L61 110ZM160 109V108H159ZM158 110V109H157ZM25 111V110H24ZM72 111H77V112H72ZM111 111H113L112 113H110ZM25 112H27V110L25 111ZM67 112H72V113H74V114H72V115H67ZM89 112V113H90ZM94 112V113H93ZM133 112V111H132ZM28 114H29V112H27ZM76 113V114H75ZM128 113V112H127ZM134 113V112H133ZM132 113V114H133ZM136 113V112H135ZM134 113V114H135ZM31 114V113H30ZM71 114V113H70ZM91 114V116L92 117H95L96 118V116L95 115H92ZM129 114H130V112H129ZM129 114H127V115H129ZM137 114V113H136ZM54 115V116H53ZM5 116V117H4ZM51 116H53V118L51 117ZM72 116V117H71ZM134 116V115H133ZM136 116V115H135ZM137 116H138V114H137ZM140 116V115H139ZM141 116H143V115H141ZM141 116H140V118H141ZM129 117V116H128ZM130 117H132L131 115H130ZM36 118H38L37 120H36ZM58 118H57V120H56V122L58 121ZM69 118V119H68ZM134 118V117H133ZM133 118H128L129 120L130 119H133ZM20 119V120H19ZM100 119H101V117H100ZM122 119V118H121ZM138 119V118H137ZM137 119H136V121H137ZM94 120V119H93ZM128 120V121H129ZM149 120V119H148ZM147 119L145 120V121H143V124H146L147 123V121H148ZM41 121V120H40ZM63 121V120H62ZM62 121H59V122H62ZM132 121H134L135 123H136V121L135 120H132ZM139 121L141 122V120L139 119ZM14 122V121H13ZM39 122V121H38ZM55 122V121H54ZM73 122V121H72ZM72 122H71V124H72ZM101 122V121H100ZM109 122V123H110ZM58 123V122H57ZM64 123V122H63ZM79 123V122H78ZM91 123V122H90ZM97 123V122H96ZM112 123H110V124H112ZM124 123V122H123ZM9 124V123H8ZM12 124V123H11ZM77 124V123H76ZM76 124H73V126L74 125H76ZM140 124V123H139ZM141 124H142V122H141ZM140 124V125H141ZM148 124V123H147ZM57 125V124H56ZM70 125V124H69ZM80 125V124H79ZM84 125H86V124H84ZM95 125V124H94ZM97 125H98V123H97ZM109 125V124H108ZM107 125V126H108ZM136 125L138 126V124L136 123ZM139 125V126H140ZM150 125V124H149ZM9 125H5L4 126V128H9L8 127ZM20 126V125H19ZM54 126V125H53ZM88 126L90 127L91 125L90 124H88ZM100 126V125H99ZM98 126V127H99ZM106 126V125H105ZM104 126V127H105ZM139 126H138V128H139ZM17 127V126H16ZM59 126H57V128H58ZM86 127V126H85ZM96 127V126H95ZM103 127V129L102 130H100L102 133H100L101 134V136L100 137H107L110 133H113L110 129H108V127L105 129ZM109 127H110V125H109ZM118 127V126H117ZM129 126H127V128H128ZM143 127V126H142ZM3 128V127H2ZM75 128V127H74ZM88 128V127H87ZM97 128V127H96ZM96 128H94L93 130H91V131H94V130H96ZM115 128V127H114ZM123 128V127H122ZM141 128V127H140ZM78 129H80V128H78ZM99 129V128H98ZM119 129H120V127H119ZM119 129H118V132H119ZM125 129V128H124ZM137 129V128H136ZM142 129H144V127L143 128H141V131H140V129H139V131L140 132H142L143 130ZM5 130V129H4ZM7 130V129H6ZM128 130H130V129H128ZM145 130H146V128H145ZM144 130V131H145ZM1 131H3L2 133H1ZM81 131H82V129H81ZM138 131V130H137ZM96 132H98V131H96ZM115 132H116V130H115ZM62 133V132H61ZM106 133H108V135H106V136H104ZM117 133V132H116ZM16 134H19V133H16ZM76 134V135H75ZM92 134V133H91ZM94 134H96V133H94L93 132V135ZM115 134V133H114ZM93 135H91V136H93ZM113 135V134H112ZM117 135H119L118 133H117ZM4 136V135H3ZM95 136V135H94ZM98 136H99V134H98ZM116 136V135H115ZM204 136V135H203ZM96 137H97V135H96ZM90 138V137H89ZM93 138V137H92ZM111 138H112V136H111ZM60 139V140H59ZM95 139V138H94ZM97 139H98V137H97ZM106 139H108V138H106ZM8 140V141H7ZM91 141V140H90ZM94 141V143H96L95 141L96 140H93ZM101 141H102V138H100V140L98 141V142H100L101 143ZM143 142V141H142ZM96 144H98V143H96ZM103 144H104V142H103ZM146 144V143H145ZM77 146L78 145V151L80 152V154L78 155L77 153V155H75V150H76V148H72V146L74 147V146ZM96 147V146H95ZM94 147V148H95ZM100 147H102V145H100ZM148 147V146H147ZM72 148V149H71ZM91 148V149H92ZM98 148V147H97ZM97 148H95L94 150L95 151H100V149L99 150H97ZM125 148V147H124ZM146 148V147H145ZM86 150V151H87ZM93 150V149H92ZM91 150V151H92ZM94 151V152H95ZM123 151V150H122ZM127 152V151H126ZM89 153V152H88ZM92 153H93V151H92ZM98 153V152H97ZM147 153V152H146ZM9 154V155H8ZM81 154H82V156H81ZM94 154V153H93ZM101 154V153H100ZM98 155V156H96L97 154L95 153L94 155L96 156V158L98 157H101L102 155ZM89 155H91V154H89ZM133 155V154H132ZM31 156V157H32ZM94 156V157H95ZM145 156V155H144ZM21 157H22V159H21ZM93 157V156H92ZM91 157V158H92ZM93 157V158H94ZM28 158V157H27ZM26 158V159H27ZM30 158V157H29ZM90 158V159H91ZM100 159V158H99ZM146 159V158H145ZM144 159V160H145ZM149 159V158H148ZM18 160V159H17ZM89 161V160H88ZM146 161V160H145ZM22 163V162H21ZM25 163H27V162H25ZM24 163V164H25ZM81 163H80V165H81ZM17 164H19V163H17ZM23 164V163H22ZM21 164V165H22ZM26 165V164H25ZM79 165V164H78ZM83 165V164H82ZM81 165V166H82ZM20 166V165H19ZM18 168V167H17ZM26 168V167H25ZM80 169V168H79ZM18 170V171H19ZM23 170H25L24 169V167H23ZM72 170H75V169H72ZM76 170H78L77 169V167H76ZM82 170H85V169H83V167H82V169H81V171ZM25 171H27V169L25 170ZM32 172H35V171H32ZM70 172V171H69ZM75 172V171H74ZM16 173H18V172H16ZM15 173V174H16ZM82 173V172H81ZM85 173V172H84ZM71 174V173H70ZM72 174H73V172H72ZM79 174V173H78ZM68 175V174H67ZM66 175V176H67ZM75 175V174H74ZM77 175V174H76ZM84 175V174H83ZM85 175H86V173H85ZM26 176V175H25ZM79 176H80V174H79ZM71 177H72V175H71ZM87 176H84L83 178H86ZM79 178H81V177H79ZM133 178V177H132ZM75 179V178H74ZM88 179V177L86 178V179H84V180H82V181H84L85 182V180L86 181H90L89 179ZM25 180V179H24ZM76 180V179H75ZM75 180H73V181H75ZM81 181V182H82ZM133 181V180H132ZM8 182H10V181H8ZM25 182V181H24ZM43 182V181H42ZM59 182V181H58ZM84 182H83V184H84ZM90 182H92V181H90ZM89 182V183H90ZM23 183V181L21 182V184ZM74 183H78V182H74ZM87 183V182H86ZM89 183H87V185H90ZM24 184V183H23ZM29 184V183H28ZM39 184H41V183H39ZM45 184V185H46ZM80 184V183H79ZM79 184H78V186H79ZM81 185V186H84V185ZM133 184V183H132ZM12 185V184H11ZM31 186L33 185V184H30ZM36 185V184H35ZM45 185H43L42 184V187L44 188V186ZM75 185H77V184H75ZM84 186V187H86V188H88V187H90V186ZM92 185V184H91ZM95 185V184H94ZM23 186V185H22ZM166 186V187H165ZM20 187H21V185H20ZM24 187V186H23ZM30 186L28 185V188H29ZM37 187H39L38 185H37ZM70 187V186H69ZM76 187V186H75ZM83 187V188H84ZM93 187L94 186H92V189H93ZM15 188H17V187H15ZM18 188H19V185H18ZM34 188H35V186L32 188L33 190H34ZM45 188H46V186H45ZM68 188V187H67ZM74 188V187H73ZM77 188V187H76ZM79 188H82V187H79ZM83 188H82V190H83ZM10 189H12V186H11V188ZM30 189H31V187H30ZM13 190V189H12ZM58 190V189H57ZM80 190V189H79ZM81 190V194H82V191ZM85 191H86V189H84ZM124 190V189H123ZM122 190V191H123ZM171 190H172V188L170 187V185H168V184H166V185H164V187H162V191H163V194H164V196H167L168 197V199H170V200H172L174 197H173V195H171L170 193H171ZM35 191H33V192H35ZM61 191V190H60ZM90 191V190H89ZM115 191V190H114ZM13 191H9V195H7V196H10V193L11 194H13L12 193ZM86 192H88V190L86 191ZM86 192H84V193H86ZM4 193V194H5ZM78 193V192H77ZM88 194H89V192H88ZM96 194V193H95ZM14 195H16L15 194V192H14V194H13V196ZM87 195V194H86ZM250 196H249V198L247 199V200H252L254 197H259V199H261L262 201H263V203H259V201L258 200H254V202H256L257 203V205H256V207L255 206H251L250 205V203L249 202H246V203H242V202H239V201H235V202H230V203H228V206H227V209L225 210V215L224 216H222V217H220V219L218 220V223H217V228L219 229V232H218V234L216 235V236H214L213 237V239L211 240V242H210V244L208 245V248H206V253H205V255H206V260H207V263L208 264H253L252 263V254H253V249L255 248V247H258V246H260L261 244H264V241H263V239H264V231H263V228L260 226V224H261V220L259 219V217L260 216H264V207L263 206H261V205H264V189H262V188H259L258 189V191L257 192H250V194H249ZM6 196V197H7ZM80 196H82V195H80ZM80 196H78L79 198H80ZM15 197V196H14ZM32 197V196H31ZM119 197V196H118ZM124 197V196H123ZM3 198V199H2ZM87 198V197H86ZM14 199V198H13ZM12 199V200H13ZM16 199V198H15ZM93 199V198H92ZM123 199V198H122ZM121 199V200H122ZM26 200V199H25ZM95 200V199H94ZM127 200V199H126ZM15 201H17V199L15 200ZM84 201H86V202H84ZM122 201H124V199L122 200ZM18 202H20V201H18ZM24 202V201H23ZM12 203H14L13 201H12ZM21 203V202H20ZM19 203V204H20ZM28 203V202H27ZM84 203H86L85 205H83ZM100 203V202H99ZM113 203H115V202H113ZM112 203V204H113ZM5 205V207L3 206V205ZM15 204H16V202H15ZM124 204V203H123ZM13 204H11L10 206H12ZM22 205V204H21ZM17 206V205H16ZM18 206H20V205H18ZM77 206H79V207H77ZM126 206V205H125ZM7 207H9V206H7ZM73 207H77V209H76V211L73 213V214H71L70 216L68 215L69 214V212L71 211V209H73ZM11 208V207H10ZM4 209V210H5ZM87 210V211H86ZM6 211V210H5ZM1 212H3V210H1ZM0 212V213H1ZM92 212H93V210H92ZM210 212V211H209ZM3 214V213H2ZM205 214H206V212H205ZM221 214H223V213H221ZM1 218V217H0ZM24 218V217H23ZM24 218V219H25ZM3 220V219H2ZM23 220V219H22ZM6 221H7V219H6ZM48 221V220H47ZM4 223V222H3ZM6 223V222H5ZM5 223H4V225H5ZM10 224V223H9ZM112 224V223H111ZM117 224V223H116ZM7 225H8V223H7ZM11 225V224H10ZM10 225H8V227L10 226ZM24 226L22 227V228H24ZM7 226H5L4 228H6ZM11 227V226H10ZM9 227V228H10ZM114 227V226H113ZM3 227H0V231H3V230H5ZM8 228V229H9ZM38 228H39V226H38ZM2 229V230H1ZM8 229H6V231L4 232L3 231V233L0 235V238H1V236H2V238L3 237H5V238H7V240H8V238H9V242L10 243H8V244H13L14 243V241L13 240H15L14 238H15V233L14 232H16L17 230V228H15V230L12 228V230H8ZM34 229V230H35ZM8 230V231H7ZM14 230V231H13ZM21 230V229H20ZM31 230V229H30ZM33 230V231H34ZM13 231V232H12ZM29 231V230H28ZM33 231H31V232H33ZM21 232H26V230H24V231H20L19 232V229H18V231L16 232V233H21ZM1 233V232H0ZM30 233V232H29ZM23 234V233H22ZM21 234V235H22ZM18 235V234H17ZM30 236H31V234H29ZM30 236H26V237H30ZM118 236V235H117ZM212 236V235H211ZM18 237H20V236H18ZM1 238V239H2ZM5 238H3V239H5ZM57 238H59L60 240L59 241H56L57 240ZM206 238V237H205ZM16 239H18L17 237H16ZM142 239V238H141ZM6 240V241H7ZM52 240H53V242H52ZM179 240V239H178ZM207 240H208V238H207ZM2 241V240H1ZM4 241V240H3ZM5 241V242H6ZM16 241V240H15ZM56 243H55V242ZM176 241V240H175ZM180 241V240H179ZM150 242V241H149ZM177 242V241H176ZM2 242H0V244H1ZM36 243V242H35ZM205 243H209L208 241L207 242H205ZM6 244V243H5ZM21 244V243H20ZM3 245V244H2ZM15 245V244H14ZM22 245V244H21ZM20 245V247L18 246V250H24L25 248H26V245L25 244H23L22 246ZM203 246V245H202ZM6 247V246H5ZM35 248V247H34ZM1 249V248H0ZM13 249V248H12ZM45 249H47V248H45ZM44 249V250H45ZM20 252V251H19ZM107 253V254H108ZM7 255V257H8V255H9V253L7 252L6 253ZM106 254V255H107ZM4 255V254H3ZM34 255V254H33ZM32 255V256H33ZM39 256H40V258H39ZM43 256V255H42ZM10 257V256H9ZM4 258V257H3ZM72 258V257H71ZM80 258H82V257H80ZM103 258V257H102ZM205 258V257H204ZM6 259V258H5ZM9 259V258H8ZM7 260V259H6ZM73 260H75V259H73ZM205 260V261H206ZM76 261V260H75ZM75 261H69L70 262V264H72V263H74ZM94 261V260H93ZM102 261H103V259H102ZM106 261V260H105ZM31 262V261H30ZM149 262V261H148ZM86 263V262H85ZM98 263V262H97ZM96 263V264H97ZM103 263H104V261H103ZM79 264H81V263H79ZM86 264H88V262L86 263ZM145 264V263H144ZM150 264V263H149ZM151 264H165L164 263V261H163V263H157V262H151Z\"/></svg>",
  "mask_w": 264,
  "mask_h": 264
},
{
  "label": "built area",
  "instance_id": "3",
  "mask_svg": "<svg viewBox=\"0 0 264 264\" xmlns=\"http://www.w3.org/2000/svg\"><path fill=\"white\" fill-rule=\"evenodd\" d=\"M254 62H255V71L258 75H262L264 74V54H259L256 55L254 57ZM261 91L264 95V84H261ZM178 182H175L174 184H176ZM170 187L172 188V186L170 185Z\"/></svg>",
  "mask_w": 264,
  "mask_h": 264
}]
</instances>
